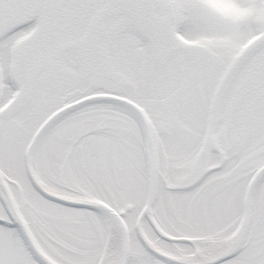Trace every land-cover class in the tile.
<instances>
[{
  "label": "snow or ice",
  "instance_id": "snow-or-ice-1",
  "mask_svg": "<svg viewBox=\"0 0 264 264\" xmlns=\"http://www.w3.org/2000/svg\"><path fill=\"white\" fill-rule=\"evenodd\" d=\"M0 264H264V0H0Z\"/></svg>",
  "mask_w": 264,
  "mask_h": 264
}]
</instances>
